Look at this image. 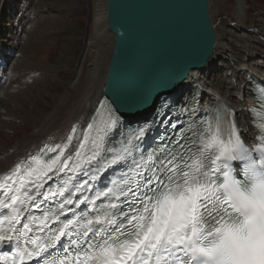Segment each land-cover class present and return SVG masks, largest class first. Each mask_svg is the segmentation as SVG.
Wrapping results in <instances>:
<instances>
[{
  "label": "snow or ice",
  "instance_id": "obj_1",
  "mask_svg": "<svg viewBox=\"0 0 264 264\" xmlns=\"http://www.w3.org/2000/svg\"><path fill=\"white\" fill-rule=\"evenodd\" d=\"M258 93L251 138L226 105L193 121L165 103L126 127L102 101L0 176V264H264Z\"/></svg>",
  "mask_w": 264,
  "mask_h": 264
},
{
  "label": "rangeland",
  "instance_id": "obj_2",
  "mask_svg": "<svg viewBox=\"0 0 264 264\" xmlns=\"http://www.w3.org/2000/svg\"><path fill=\"white\" fill-rule=\"evenodd\" d=\"M209 1L214 26L217 29L225 27L231 32L227 40H238L234 37L236 33L244 40H241L244 44L238 42L240 40L235 42L238 50L262 58L264 0H245L243 23L236 16L239 0ZM72 2H76L77 7L70 10ZM91 2L3 0L0 7V78L6 79L0 82V157L13 153L18 141L32 132L26 120L28 111L53 109L59 94H65L58 89L62 78L71 77L73 71L77 73L80 69L91 35ZM73 27L74 33L67 32ZM75 33L79 35L75 37Z\"/></svg>",
  "mask_w": 264,
  "mask_h": 264
},
{
  "label": "bare ground",
  "instance_id": "obj_3",
  "mask_svg": "<svg viewBox=\"0 0 264 264\" xmlns=\"http://www.w3.org/2000/svg\"><path fill=\"white\" fill-rule=\"evenodd\" d=\"M2 2L3 0H0V7ZM91 3L93 7L91 35L85 46V57L80 69L77 73H73L75 71L70 73L71 77L62 78L58 89L65 94H59L53 103V109L28 111V117L25 119L32 127L31 135L19 140L13 153L0 157V176L10 170L15 163L27 159L45 143H58L63 140L73 125L80 124L82 131L105 96L115 39L109 29L107 0H92ZM74 7H77L76 2L69 3L70 10ZM245 9V0H239L236 16L241 23L244 21ZM262 21L264 24V19ZM75 30L73 27L72 31L67 29V32L74 33ZM215 30L218 44L212 58L205 68L191 72L184 84L178 87L177 96L181 99L198 97L203 111L213 115L222 105L235 109L236 116L245 125V134L251 138L257 130L252 123L255 119L250 109L257 105L255 94L257 81L264 82V56L255 58L238 50L235 42L244 40L241 36L237 37L236 33L233 34L238 40H227L231 32L225 27L218 29L215 27ZM74 35L76 37L79 34ZM261 42L264 43V37ZM5 79L0 78V82L4 83Z\"/></svg>",
  "mask_w": 264,
  "mask_h": 264
},
{
  "label": "water",
  "instance_id": "obj_4",
  "mask_svg": "<svg viewBox=\"0 0 264 264\" xmlns=\"http://www.w3.org/2000/svg\"><path fill=\"white\" fill-rule=\"evenodd\" d=\"M115 44L106 94L129 119L156 114L218 44L209 0H107Z\"/></svg>",
  "mask_w": 264,
  "mask_h": 264
}]
</instances>
